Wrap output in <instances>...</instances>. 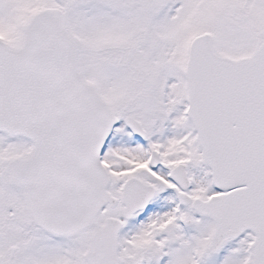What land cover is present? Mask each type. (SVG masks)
<instances>
[{
  "label": "snow or ice",
  "instance_id": "6c2138e0",
  "mask_svg": "<svg viewBox=\"0 0 264 264\" xmlns=\"http://www.w3.org/2000/svg\"><path fill=\"white\" fill-rule=\"evenodd\" d=\"M0 264H264V0H0Z\"/></svg>",
  "mask_w": 264,
  "mask_h": 264
}]
</instances>
